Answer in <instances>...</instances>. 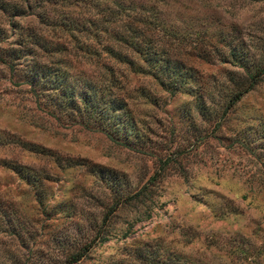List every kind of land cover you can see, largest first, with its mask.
I'll list each match as a JSON object with an SVG mask.
<instances>
[{
	"label": "rangeland",
	"instance_id": "obj_1",
	"mask_svg": "<svg viewBox=\"0 0 264 264\" xmlns=\"http://www.w3.org/2000/svg\"><path fill=\"white\" fill-rule=\"evenodd\" d=\"M157 17L191 82L174 95L104 54L94 62L32 15L15 19L60 47L34 46L30 61L100 87L114 72L128 116L117 132L56 117L22 82L23 61L0 62V264H59L84 243L74 264H151L145 249L264 264V0H163ZM0 26L3 55L18 30L1 13Z\"/></svg>",
	"mask_w": 264,
	"mask_h": 264
},
{
	"label": "trees",
	"instance_id": "obj_2",
	"mask_svg": "<svg viewBox=\"0 0 264 264\" xmlns=\"http://www.w3.org/2000/svg\"><path fill=\"white\" fill-rule=\"evenodd\" d=\"M162 1L0 0V13L6 17L7 24L12 30H18L14 46L3 50L0 62L12 68L19 61H23L22 82L39 100H43L46 110L56 117L74 120L84 128L117 132L118 127L113 126V121L121 116V113L128 116L126 113L128 110L125 108L123 94L114 90L118 87L115 85V78H111L114 72L100 87L88 79H83L80 83L71 82L67 78L68 73L60 72L50 64L38 65L30 61L34 46L42 51H52L60 47L58 43H49L41 34L35 35L27 27H18L15 19L32 15L39 24L73 39L74 45H71V48L82 51L88 58L96 59L94 62L99 61V54H104L135 73L149 76L163 91L174 95L177 92H184L191 82L185 81L187 74L181 75L182 62L176 51L177 44L172 46L165 37L172 33H166L164 25L160 26L157 5ZM4 37L5 31L0 26V42ZM27 57L29 58L24 60ZM262 69L256 68L250 74L251 80L248 85L230 95L223 112L235 104L243 92L252 88L262 74ZM132 123L126 122V126L130 129ZM125 132L127 134L128 129ZM145 189L147 187L143 184L121 202L130 204L131 200L137 201L145 194ZM117 205L118 202L115 201L106 211V215L112 213ZM104 238L103 236L99 240L103 241ZM89 247V243H84L79 248L69 251L59 264L78 262L85 256ZM138 252L143 254V251ZM144 257L148 262L154 261L151 264H199L197 260H189L187 256L174 251L160 253L156 250L147 252L145 249Z\"/></svg>",
	"mask_w": 264,
	"mask_h": 264
}]
</instances>
